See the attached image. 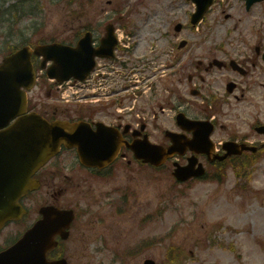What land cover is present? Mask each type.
<instances>
[{
	"label": "rangeland",
	"instance_id": "obj_1",
	"mask_svg": "<svg viewBox=\"0 0 264 264\" xmlns=\"http://www.w3.org/2000/svg\"><path fill=\"white\" fill-rule=\"evenodd\" d=\"M68 1L0 0V62L8 46L38 45L40 40L47 44L54 39L63 41L68 33L64 27L69 15ZM86 1L89 4L90 0ZM243 6L241 0H217L210 16L198 27L189 26L194 5L186 0H94L86 9L92 14L91 20L115 17L116 10L128 16L126 23H121L132 33L126 46L135 45L134 53L123 57L130 69L136 68L132 75L128 74L131 82L142 65L137 62L139 59H148L154 50V56L163 48L174 51L172 45L177 38H186L191 46L189 52L197 56L215 43H222L227 49L256 44L264 38V4L250 13ZM178 23L189 28L177 33ZM259 28L262 31H256ZM116 68L120 74L109 78L113 100L118 96L117 80L125 82L121 79L125 68L120 63ZM145 75L148 80V74ZM153 80L151 77L150 81ZM46 93L47 89L36 87L30 94L42 113L54 110L55 95L49 99ZM260 100L242 101L237 108L230 109L238 130H247L253 116L261 115L264 121V99ZM260 154L255 162H249L250 171L254 170L250 179L243 171H238V176L231 168L226 175H220L221 183L219 175L210 172L207 180L188 187L175 186L173 167L169 164L158 171L121 162L115 179L104 184L103 191L120 187L118 196H125L128 204L118 202L120 207L113 200L106 202L109 196H88L87 199L94 197L90 202L92 218L84 217L83 209L80 210L81 218L75 227L78 241L72 243L78 257L71 260L72 264H143L148 258L157 264H174L167 256L173 245L181 247L183 253L177 264H264V150ZM113 192L111 198L116 200ZM64 203L67 204L65 199ZM103 236L107 248L100 251L96 247L101 246ZM230 245L235 247L234 251ZM127 246L129 250H125Z\"/></svg>",
	"mask_w": 264,
	"mask_h": 264
},
{
	"label": "flooded vegetation",
	"instance_id": "obj_2",
	"mask_svg": "<svg viewBox=\"0 0 264 264\" xmlns=\"http://www.w3.org/2000/svg\"><path fill=\"white\" fill-rule=\"evenodd\" d=\"M68 21L73 42H78L83 35L91 32L95 47L101 45L106 25L102 27L96 24L87 13L72 12ZM113 23L116 24L114 21ZM259 42L257 46L245 44L234 46L231 50L222 47L204 49L201 50L203 57L199 60L194 59V52L189 54L186 51L183 60L176 63L175 58V62L159 76L157 85L149 95L143 97L144 106L136 114L127 111L117 113L114 107H86L70 111L65 117L73 121L81 120L82 117L93 126L102 122L107 127L116 128L130 143L147 136L151 142L167 147L171 144L166 136L168 130L184 134L188 141L193 138V132L183 130L178 124V116L184 114L194 121H211L215 130L210 134V139L207 140L209 145L206 147L214 148L218 153H222L225 143L230 141L238 144L253 143L262 147L263 144L258 143L255 137L246 135L250 130L234 132L229 129L231 124L219 123V118L226 113L225 106L228 104L264 99V44ZM119 49L120 47L117 51ZM216 60L221 63H216ZM167 122L170 127L165 126ZM226 129H229L228 132ZM124 153L128 158L130 153ZM189 154H193V151L188 150L186 155ZM185 157L178 158L182 165L188 159ZM198 157L208 165V157ZM211 164L218 166L220 163ZM68 167L73 174L65 172ZM75 167L81 173L75 174ZM84 170L79 166L76 152L70 149H64L60 156L41 169L37 174L41 189L35 193L36 196L32 194L26 197L24 202L31 208L26 218L29 223L40 218L42 207H62V199L70 193L69 183L81 178ZM77 241L73 228L69 240L61 241L60 246L52 249L49 258L55 260L65 256L70 262L73 258L76 259L78 250L72 243Z\"/></svg>",
	"mask_w": 264,
	"mask_h": 264
},
{
	"label": "water",
	"instance_id": "obj_3",
	"mask_svg": "<svg viewBox=\"0 0 264 264\" xmlns=\"http://www.w3.org/2000/svg\"><path fill=\"white\" fill-rule=\"evenodd\" d=\"M195 1L197 3L203 1L205 4L199 8V12L195 16L194 22H197L207 9L210 0ZM180 29L181 27L178 26L177 30ZM33 53L45 56L42 65L44 67L47 61L54 60L47 75L57 78L60 82L74 76L85 79L86 74L94 67V53L85 40L80 48L51 44L37 47L35 50H32L31 47H24L13 55L7 56L8 58L0 65V114L4 117L0 121V127L8 126L12 118L25 112L27 99L24 89L31 90L36 82V73L31 62ZM83 131V127L78 124L76 126L59 122L51 124L36 113L21 118L11 127L2 131L0 133V163L5 159H9V164L15 162L9 171L17 173V176L13 177L10 184L5 186L8 200L7 202L0 201V213L8 215L14 212L20 197L30 188V175L41 165H44L46 160L54 156L62 143L74 142L75 138L84 134ZM115 143L117 146L122 144L121 140H116ZM96 144L97 140L91 139L88 141L87 147H94ZM68 145L70 146V144ZM74 146L80 147V143ZM132 149L135 151L136 158L156 166H161L168 156L181 150L177 144L168 151L161 148L150 151L149 147L143 145L135 148L132 146ZM242 149L244 150L245 147ZM242 149L236 151V154H241ZM83 154L84 162L87 165L105 167L109 164L100 160L87 161V152L84 151ZM195 165L196 162L193 161L186 168H177L175 177L187 181L192 176L204 174V169L195 172ZM12 251L13 253L9 252L5 256L0 255V264H30L28 241H24ZM145 264H154V262L148 260Z\"/></svg>",
	"mask_w": 264,
	"mask_h": 264
}]
</instances>
